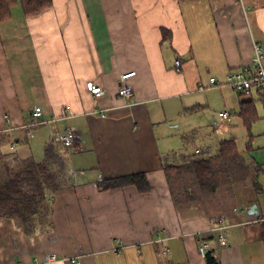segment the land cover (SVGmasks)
Instances as JSON below:
<instances>
[{
  "label": "crops",
  "instance_id": "crops-1",
  "mask_svg": "<svg viewBox=\"0 0 264 264\" xmlns=\"http://www.w3.org/2000/svg\"><path fill=\"white\" fill-rule=\"evenodd\" d=\"M51 1L33 14L17 2L0 21V162L42 160L49 134L68 126L76 141L57 147L65 184L46 191L48 216L40 214L28 233L17 217L0 215V264H33L47 253L59 258L53 264H72L68 257L81 264H207L201 239L216 264H264V129L256 134L258 150L242 155L259 165L262 190L221 217L177 207L163 166L181 158L160 139L162 123L210 106L239 110L251 100L255 121L264 118L257 95L197 89L210 76L250 68L252 41L264 46V0ZM128 71L133 93L124 98L116 83ZM90 81L104 93L92 94ZM34 104L55 121L32 127L29 137L24 125ZM136 172L145 173L148 191L97 186ZM252 203L258 215L249 214ZM219 224L226 245L217 240Z\"/></svg>",
  "mask_w": 264,
  "mask_h": 264
},
{
  "label": "trees",
  "instance_id": "trees-1",
  "mask_svg": "<svg viewBox=\"0 0 264 264\" xmlns=\"http://www.w3.org/2000/svg\"><path fill=\"white\" fill-rule=\"evenodd\" d=\"M17 2L21 4L25 14H33L49 6L52 1L0 0V21L10 17V8ZM239 115L248 127L257 119L255 106L251 100L240 104ZM188 155L191 154L183 152L180 155V161L163 166L173 200L179 209H181L182 201L186 202L194 198L192 194L195 187L192 183L199 190L215 194L222 188L231 192L235 184L249 179L254 193L257 194L262 190V186L251 175V165H245V159L239 154L234 139L222 140L219 143L217 154L214 156L200 152L199 148L198 151L194 150L192 156ZM17 161L19 165L16 169L6 165L5 175L0 177V215L17 217L25 231L30 233L29 231L35 225L40 214L49 215L50 203L45 198L46 191L54 192L65 184L63 179L65 162L63 155L50 144L45 148L42 160L37 161L34 157L29 156ZM254 170L259 173L261 169L259 165L254 164ZM186 174L189 175V179L185 177ZM180 177H183V180L182 182L178 181L179 184L176 188L172 184L173 180L174 178L179 180ZM127 185H135L139 192L149 190V183L144 172L109 179L102 178L97 181L100 190ZM225 212L221 211L217 214ZM205 258L207 264H216V260L210 252L206 253Z\"/></svg>",
  "mask_w": 264,
  "mask_h": 264
},
{
  "label": "rangeland",
  "instance_id": "rangeland-1",
  "mask_svg": "<svg viewBox=\"0 0 264 264\" xmlns=\"http://www.w3.org/2000/svg\"><path fill=\"white\" fill-rule=\"evenodd\" d=\"M249 98L250 96L248 95H244L243 97V99ZM255 103H257V105L261 104L257 98ZM217 104L220 105V103ZM222 110H227L230 113V117L228 119H225L218 114V112ZM257 110L260 114V109L257 108ZM178 118L176 121L168 120L165 123H162V126L164 124L167 125V132L165 133L164 131H160V139H162V141H167L169 146L168 148L173 150L171 155H173L175 159H179L183 152L191 154L188 156H192L195 148H199L200 152H205L206 155L214 156L218 151V143L226 139L235 140L240 155L250 154L252 148L254 149L252 152H256L259 146V141L257 140L259 137H257L256 134L258 131H262L264 129V125L261 124L264 118H260L258 121L253 122L250 127L245 125L236 106L232 107V109L210 106L202 110L192 112L187 116H179ZM241 157L244 159L246 158L244 156ZM244 162L245 165H251V175H253V178L256 179L258 172L254 170L252 162L246 159ZM6 165L14 166L16 169L19 162H13L12 159L6 160L5 162L4 159H2L0 162V177L5 175ZM68 175H71L72 177L78 176L72 171L70 173L68 172ZM185 177L189 179L188 174H186ZM63 179H65V174ZM182 180L183 177H180L179 180L178 178H174L172 184H174V187L177 188V185L179 182H182ZM192 184L193 187H195L193 188L194 192L192 194L194 198L192 200L188 199L189 201L186 202L182 201L180 204L181 209L190 214L199 212L217 214L221 211H226L225 213L229 211H238L242 208L241 205L248 202L249 198L254 193L252 183L249 179L242 183L235 184L231 192H227L225 188H222L215 194L208 193L201 189L199 190L194 183ZM221 216L222 214L219 213V217Z\"/></svg>",
  "mask_w": 264,
  "mask_h": 264
},
{
  "label": "built area",
  "instance_id": "built-area-1",
  "mask_svg": "<svg viewBox=\"0 0 264 264\" xmlns=\"http://www.w3.org/2000/svg\"><path fill=\"white\" fill-rule=\"evenodd\" d=\"M178 65V61H177ZM134 74V71H128L122 73L116 83V92L119 96L129 98L133 89L129 83V78ZM90 92L94 95H101L104 93V89L101 85L93 82L87 83ZM219 86H229L233 90L237 91L240 95L253 96L254 94L264 100V46L258 41H252V59L249 69H239L228 72L222 80L217 79L215 76H210L208 84H200L198 86L199 91H203L207 88ZM101 112V110H100ZM102 114V113H101ZM223 117H229L230 113L227 111L220 112ZM55 121V117H45L44 110L41 105L34 104L30 109V121L24 126L28 129V136L32 137V127L36 125L50 126ZM76 141V132L72 126L66 127L62 132H51L48 138V144L52 145L56 150L58 146L64 149H70ZM14 143L12 144V147ZM198 151V149H195ZM71 172V171H70ZM69 172V173H70ZM225 224H219L215 229L217 232V240L220 244L226 245L227 239L224 235L223 229ZM117 244V243H116ZM118 247L115 250L122 248V243H118ZM209 242L207 239L199 240V252L202 257L206 256L208 252ZM167 249L163 250L166 252ZM59 258L56 254L47 253L42 260H36L33 264H53ZM67 261L72 264H81L80 259L74 257H68Z\"/></svg>",
  "mask_w": 264,
  "mask_h": 264
},
{
  "label": "water",
  "instance_id": "water-1",
  "mask_svg": "<svg viewBox=\"0 0 264 264\" xmlns=\"http://www.w3.org/2000/svg\"><path fill=\"white\" fill-rule=\"evenodd\" d=\"M249 214L258 215L257 206L255 203H252L248 209Z\"/></svg>",
  "mask_w": 264,
  "mask_h": 264
}]
</instances>
